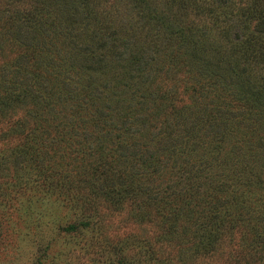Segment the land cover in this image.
Here are the masks:
<instances>
[{"label":"rangeland","instance_id":"obj_1","mask_svg":"<svg viewBox=\"0 0 264 264\" xmlns=\"http://www.w3.org/2000/svg\"><path fill=\"white\" fill-rule=\"evenodd\" d=\"M151 1L174 9L173 33L124 0H0V264H264V111L212 83L240 16L208 30L193 6ZM188 25L206 35L190 43ZM92 33L117 39L110 62L137 53L141 86L85 94L67 56Z\"/></svg>","mask_w":264,"mask_h":264},{"label":"trees","instance_id":"obj_2","mask_svg":"<svg viewBox=\"0 0 264 264\" xmlns=\"http://www.w3.org/2000/svg\"><path fill=\"white\" fill-rule=\"evenodd\" d=\"M88 1L90 5L98 4L99 0H84ZM168 7L169 5L178 6L179 9L186 8L187 6H193L197 10V14L200 15V18L203 22L209 21L211 25L204 26L209 30L212 28L220 27L223 29L224 25H230L232 22V12L234 8L236 12H238L240 18L239 23L235 22V26H238L240 31L236 34V51L235 54L225 49L226 54L219 53V56L213 62V72L212 75L215 77V81H212L213 85H216L219 82L225 81L228 84L222 85L219 83V88L215 87L214 96L221 92V94L226 95L232 102L235 104L248 105L250 108L255 109L256 111H264V0H167ZM125 3H132L133 5H129L130 8H134L137 10V15L141 18V21L144 25L151 21H157L159 30L163 32H174V26L170 21V16L166 13H172L173 16L176 14L173 8H167L165 11H159V9L155 8L152 5L151 0H124ZM236 6V7H234ZM61 12V13H60ZM59 14L63 13V7L60 9ZM66 15L69 17V13ZM96 17L100 19L104 17V13L98 12ZM145 22H143V20ZM146 18V19H145ZM175 18V17H174ZM257 18L256 22L252 20ZM66 20V19H65ZM56 21V20H55ZM132 21H134V17H132ZM64 22V19H62ZM67 22V20H66ZM253 22V23H252ZM68 24V22H67ZM250 24V26H249ZM253 24V26L251 25ZM51 26L56 27L55 31H63L64 27L55 26V22L53 20V24ZM189 32L188 39L189 42L193 44V39L198 38L200 33H204L202 28H199L195 25L186 26ZM180 36H183L185 33L184 27L176 30ZM230 29L225 28L224 31H221V36L230 34ZM95 33V32H94ZM92 33L90 39H86V35H78V39L81 38V43H75L76 48L74 49V54L69 55L67 57L71 58L76 63V67L78 68H86L88 70V77L85 83H81L80 87L83 88L85 94H90V91L98 87L101 82H104L108 86L109 93H126L127 91L133 92L136 88L141 86L142 81H137L133 77H127L128 68L131 64H136L139 60L137 53L129 50L130 52L123 59H113L111 57L114 56V50L116 47L115 39L110 44L107 45L105 49H103V41L99 40L98 35ZM206 35V33H204ZM59 35V33H58ZM173 35V34H172ZM56 38L58 36L54 34ZM160 34H158V37ZM229 36V35H228ZM255 44L253 46L252 44ZM59 50L62 49L60 45H55ZM53 46V47H54ZM196 48V46H194ZM120 51H127L126 47L119 49ZM141 49L138 50L140 53ZM45 55V54H44ZM43 56V55H42ZM240 57H243L242 61ZM49 61H52L53 64L59 68H62L64 65L63 56H61V60L56 62L55 53L53 52L48 57ZM117 60V62H114ZM216 61L220 63V69H218V65ZM250 63H253V67H257L259 69L256 71L253 67H251ZM211 65V58H210ZM209 65V66H210ZM56 67V68H57ZM255 72H253V70ZM57 72V69H54L53 73ZM234 85V87H228ZM219 91H218V90ZM8 94V92L6 93ZM8 96V95H7ZM14 96V100H24L25 95L19 93H12ZM95 96H92V98ZM22 98V99H20ZM126 98V97H125ZM223 136V135H221ZM221 137L216 141L217 143V151L220 148ZM210 142H205L203 147L207 148V151H212ZM201 147V144L198 145V148L194 149L193 146L190 147L191 150H197ZM258 183V182H257ZM233 198H236L234 195ZM241 205L236 203V206L233 208L236 210V213H241ZM214 217H207L199 224L196 223L197 227L202 226L205 232V235L208 234L207 224L211 223ZM234 221H237L234 219ZM218 232V230H217ZM204 235V236H205ZM219 235V233H218ZM210 236V234H209ZM206 239L208 237L205 236ZM220 238V236H219Z\"/></svg>","mask_w":264,"mask_h":264}]
</instances>
